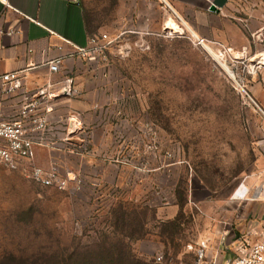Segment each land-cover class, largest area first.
<instances>
[{"label": "rangeland", "instance_id": "1", "mask_svg": "<svg viewBox=\"0 0 264 264\" xmlns=\"http://www.w3.org/2000/svg\"><path fill=\"white\" fill-rule=\"evenodd\" d=\"M82 3L111 41L83 59L97 103L66 153L86 185L0 163V264H201L205 237L264 234V0H232L211 39L165 0Z\"/></svg>", "mask_w": 264, "mask_h": 264}, {"label": "crops", "instance_id": "2", "mask_svg": "<svg viewBox=\"0 0 264 264\" xmlns=\"http://www.w3.org/2000/svg\"><path fill=\"white\" fill-rule=\"evenodd\" d=\"M6 1L17 12L0 3V73H19L22 86L16 93L6 94L0 82V123L19 119L28 99L41 102L38 112L47 113L49 131L47 147L35 148L34 164L47 168L57 163L65 167L67 149L81 134L76 121L83 123L89 108L97 103L84 78V61L75 55V47L87 48L93 37L84 5L82 0ZM165 1L174 11L190 18L207 39L227 37L230 27L225 31L220 21L225 20L232 0ZM212 6L218 12H211ZM8 31H14V35L3 33ZM57 58H64V62L61 72L52 75L48 63ZM66 79L73 81L79 95L60 96L67 87ZM40 91H45L43 97H37ZM33 138L40 139L36 135Z\"/></svg>", "mask_w": 264, "mask_h": 264}, {"label": "built area", "instance_id": "3", "mask_svg": "<svg viewBox=\"0 0 264 264\" xmlns=\"http://www.w3.org/2000/svg\"><path fill=\"white\" fill-rule=\"evenodd\" d=\"M0 3L7 9L17 12L6 0H0ZM3 33L10 37L14 35V31ZM196 39L199 44L209 51H218L217 57L223 63L228 58L231 59V56L234 57V60L240 61V58L235 57L233 50L226 45L212 42L213 47H210L205 44V40ZM104 42H106V45H110L111 41L107 35L92 37L87 48L75 47V55L82 59L87 58L93 48L102 49L106 47V45H101ZM63 62L64 58L50 61L48 63L50 73L52 75L59 74ZM233 79L235 80V78ZM0 82L3 83L6 94H14L22 86L19 73H0ZM64 83L67 87L63 89L60 96L74 97L80 94L71 79H66ZM236 83L241 92L249 97L246 90L238 82ZM43 95H45V91H40L37 97H43ZM41 105L42 103L38 100L28 99L19 119L8 123H0V163L9 171L19 172L25 178L42 187L59 191H79L86 185V178L82 173L65 170L64 166L57 163L47 168L34 164L35 148L38 146L47 147L46 135L49 131L47 113L38 112ZM76 124L80 127L78 129L81 130L82 121H76ZM35 135L40 137L39 141L34 140ZM212 242L211 237H205L195 245H190V250L197 255L201 264H264V234H249L232 240L229 232L225 231L220 233L215 248ZM162 260V257H158L156 264H162Z\"/></svg>", "mask_w": 264, "mask_h": 264}, {"label": "bare ground", "instance_id": "4", "mask_svg": "<svg viewBox=\"0 0 264 264\" xmlns=\"http://www.w3.org/2000/svg\"><path fill=\"white\" fill-rule=\"evenodd\" d=\"M167 26H175V23H174V21L173 20H170V22L168 23V25ZM235 54V53H234ZM239 56V55H238ZM239 58H241V57H239ZM258 65H260V64H258ZM223 67L225 68V70L229 73V75H233L232 74V71H231V69L228 67V66H226V64L225 65H223ZM232 78H235V77H233L232 76Z\"/></svg>", "mask_w": 264, "mask_h": 264}, {"label": "water", "instance_id": "5", "mask_svg": "<svg viewBox=\"0 0 264 264\" xmlns=\"http://www.w3.org/2000/svg\"><path fill=\"white\" fill-rule=\"evenodd\" d=\"M210 10L211 12H218L215 6H212Z\"/></svg>", "mask_w": 264, "mask_h": 264}]
</instances>
